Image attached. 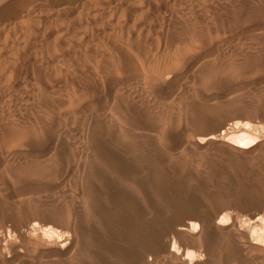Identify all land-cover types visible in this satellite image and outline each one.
Segmentation results:
<instances>
[{"label":"rangeland","instance_id":"374dc122","mask_svg":"<svg viewBox=\"0 0 264 264\" xmlns=\"http://www.w3.org/2000/svg\"><path fill=\"white\" fill-rule=\"evenodd\" d=\"M20 1L29 2L28 7L40 2L42 15L49 19H12L0 38V78H8L7 85L19 83L12 98L0 102V264H38L48 256L61 259L52 264H134L147 249L156 255L151 256L156 264H169L175 258L165 253L166 238L173 239L178 251L196 253L207 264H222L232 252L240 264H255L252 258L257 256L264 260L259 247L249 248L239 234L222 235L214 227L225 215L233 216L230 222L238 218L246 223L264 217V0H86L83 6H67L59 17L50 16L53 0H0V10ZM126 85L132 91L119 90ZM169 86L176 101L162 98ZM154 98L158 100L153 103ZM82 101L87 102L83 109L92 108L97 115L81 129L68 119L82 109ZM243 125L246 133L237 131ZM243 133L250 136L242 140ZM238 141L256 147L247 160L237 157L229 143ZM141 177L145 188L139 186ZM168 186L183 189L173 193ZM144 214L153 220L141 218V224ZM130 216L133 228L125 222ZM194 220L199 232L208 235L178 237L177 229ZM260 227L253 234L264 243ZM244 245L251 250L244 252ZM59 247L65 251L59 253ZM176 261L170 264H180Z\"/></svg>","mask_w":264,"mask_h":264},{"label":"bare ground","instance_id":"6f19581e","mask_svg":"<svg viewBox=\"0 0 264 264\" xmlns=\"http://www.w3.org/2000/svg\"><path fill=\"white\" fill-rule=\"evenodd\" d=\"M7 2V1H6ZM34 1H32V3H33ZM85 2H86V0H53V1H51L50 3H51V11H50V13L52 14V15H50L51 17H59L61 14H62V10L63 9H66V7L67 6H69V5H71V4H74V5H79L80 6V4H81V6H83V5H85ZM28 4H29V2H27V1H20V2H18V3H16V4H13V5H11L9 8L8 7H6V8H4V9H1L0 10V38H1V36L3 35V31L5 30V28H7L8 27V25L10 24V23H12V19L13 20H15V19H17V18H26V17H29V16H33V18H35L36 20H38L39 22H46L49 18V15L48 14H46V15H48V17H46L44 14L42 15V13H41V11H42V5H40V2H34L32 5H30V7H28ZM88 6V5H87ZM61 7V8H60ZM78 7V6H77ZM117 7V6H116ZM116 7H114V8H116ZM71 8V7H70ZM98 8V7H97ZM109 8H111L112 9V7H109ZM114 8H113V10H114ZM192 9V8H191ZM104 10V9H103ZM108 11H111V10H108ZM127 11V10H126ZM70 12H71V10H70ZM101 14V13H100ZM105 14V13H104ZM104 14H101V16L102 15H104ZM119 14V13H118ZM117 14V15H118ZM264 14V13H263ZM138 15V14H137ZM142 15V14H141ZM182 15V14H181ZM32 18V17H31ZM73 21V20H72ZM78 22V21H77ZM51 23V22H50ZM116 23V22H115ZM119 23V22H118ZM40 24V23H39ZM70 24V23H69ZM73 24V23H72ZM96 24V23H95ZM67 25V24H66ZM10 26V25H9ZM43 26V25H42ZM73 26V25H72ZM66 27V26H65ZM100 27V26H99ZM111 27V26H110ZM115 27H116V25H115ZM37 28V27H36ZM60 29H61V26H60ZM99 30V29H98ZM108 30V29H107ZM197 30V29H196ZM37 31V30H36ZM69 31V30H68ZM189 33V32H188ZM198 33V32H197ZM262 33V34H261ZM261 35L263 36L264 35V32L263 31H261ZM8 34V33H7ZM87 34V33H86ZM95 34V33H94ZM191 34V33H190ZM259 34V35H260ZM200 35V34H199ZM27 36V35H26ZM186 36V35H185ZM8 37V36H7ZM10 38V37H9ZM88 38V37H87ZM43 40V39H42ZM0 47H1V45H0ZM6 47V46H5ZM264 48V47H263ZM197 50V49H196ZM23 52V51H22ZM33 53V52H32ZM184 55V54H183ZM239 55V54H238ZM185 56V55H184ZM231 57V56H230ZM191 58V57H190ZM232 59H233V57H231ZM129 59V58H128ZM133 60V59H132ZM172 61V60H171ZM222 61V60H221ZM43 63V62H42ZM169 63V62H168ZM167 65V64H166ZM122 66V65H121ZM176 66V65H175ZM31 67V66H30ZM216 67H217V65H216ZM219 67V66H218ZM140 68V67H139ZM238 69V68H237ZM27 70V69H26ZM29 70V69H28ZM146 70V69H145ZM165 70V69H164ZM172 70V69H171ZM215 70V69H214ZM34 71V70H33ZM32 71V72H33ZM44 71V70H43ZM227 71V70H226ZM45 72V71H44ZM142 72V71H141ZM4 73H6V72H4ZM7 73H8V70H7ZM14 73V72H13ZM13 73H11L12 75H13ZM17 73H19V72H17ZM140 73V72H139ZM207 73V72H206ZM10 74V76H12ZM15 74V73H14ZM1 75V74H0ZM29 75V74H28ZM33 75V74H32ZM148 75V74H147ZM3 76H5V75H3ZM2 76V77H3ZM21 76V75H20ZM104 76V75H103ZM1 77V76H0ZM13 77V76H12ZM135 77V76H134ZM184 77V76H183ZM214 77V76H213ZM1 79V78H0ZM3 79V78H2ZM1 79V83H3V84H5V85H0V89H2L1 87H5L6 89L4 90H2L1 92H0V102H2V104H4L3 103V101L4 102H7L8 101V98H10L11 96H13L14 94H12L13 92H14V88H16V87H18V84L19 83H17V85L16 84H14V85H12V84H9L8 83V85L6 84L7 82H8V78H6L7 79V82H4L5 81V79H3L2 80ZM88 79V78H87ZM223 79V78H222ZM11 80V79H10ZM50 80H52V79H50ZM141 80V79H140ZM186 83H189V81L191 80V78H189V77H187L186 79ZM12 81V80H11ZM14 81V80H13ZM144 81V80H143ZM107 82V81H106ZM134 82V81H133ZM137 82V81H136ZM0 83V84H1ZM132 83V82H131ZM145 83V82H144ZM146 83H147V81H146ZM146 83L144 84V85H146ZM215 83V82H214ZM104 84V83H103ZM142 84H143V82H142ZM164 84V83H163ZM12 85V86H11ZM117 85V84H116ZM161 85V84H160ZM143 86V85H142ZM147 86V85H146ZM162 86V85H161ZM165 86H167V85H165ZM164 86V87H165ZM144 87V86H143ZM142 87V88H143ZM160 87V86H159ZM163 87V88H164ZM168 87V86H167ZM187 87V86H186ZM28 88V87H27ZM130 86H128V85H126V86H121V87H119V90L120 91H124V92H126V91H129V90H131L132 91V89L133 88H131ZM139 88H140V84H139ZM146 88V87H145ZM155 88V87H154ZM153 88V89H154ZM161 88V87H160ZM162 88V89H163ZM172 88V87H171ZM152 89V88H151ZM150 89V90H151ZM187 89V88H186ZM185 89V90H186ZM89 91V90H88ZM143 91H144V89H143ZM146 91V90H145ZM144 91V92H145ZM158 92V91H157ZM172 92L173 91H171V89H170V86H169V89H167V90H163L162 91V93H161V95H162V98H170V99H175L174 97H176V95L173 97V95H172ZM118 93V92H117ZM154 93V92H153ZM18 94V93H17ZM16 94V95H17ZM130 94V93H129ZM158 94H160V93H158ZM15 95V96H16ZM125 95V94H124ZM151 95H152V92H151ZM156 94H154V96H155ZM178 95V94H177ZM115 96V95H114ZM134 96V95H133ZM138 96V95H137ZM235 96V95H234ZM105 97V96H104ZM120 97H121V95H120ZM119 97V98H120ZM184 97V96H183ZM192 97V96H191ZM217 97V96H216ZM220 97V96H219ZM12 98V97H11ZM14 98V97H13ZM41 98V97H40ZM93 98V97H92ZM98 98V97H97ZM101 97L99 96V100H102V99H100ZM115 98V97H114ZM155 98H156V96H155ZM154 98V101H153V103L155 102V100H158V99H155ZM161 97H160V99H162ZM177 98V97H176ZM215 98V97H214ZM230 98V97H229ZM126 99H130V98H126ZM148 99V98H147ZM146 99V100H147ZM14 100V99H13ZM71 100V99H70ZM98 100V101H99ZM106 100V99H105ZM112 100V99H111ZM139 100H141V99H139ZM215 100H216V98H215ZM81 101V100H80ZM92 101V100H91ZM103 101V100H102ZM106 101H108V99L106 100ZM152 101V100H151ZM150 101V102H151ZM160 101V100H159ZM163 101V100H162ZM170 101V100H169ZM168 100H167V102H169ZM174 101H176V100H174ZM173 101V102H174ZM83 103H82V109H79V110H77V111H73L72 113H71V115L69 116V119L68 120H71V122H73L74 123V125H77V128L79 127V128H81L82 129V126L84 125V124H86V123H90L93 119H95V117H96V113H95V111H93V109L91 110V109H83L84 107H86V105H87V102H84V101H82ZM97 102V101H96ZM127 102V101H126ZM157 102V101H156ZM164 102V101H163ZM162 102V103H163ZM211 102V101H210ZM230 102V101H229ZM91 103V102H90ZM89 103V104H90ZM114 103V102H113ZM159 103V102H158ZM160 103H161V101H160ZM161 103V104H162ZM165 103V102H164ZM217 103V102H216ZM101 104V103H100ZM104 104V103H103ZM138 104V103H137ZM151 104V103H150ZM175 104V103H174ZM200 104V103H199ZM223 104V103H222ZM97 105L98 104H95V106H96V108H97ZM120 105V104H119ZM148 105V104H147ZM48 106V105H47ZM81 106V105H80ZM107 106V105H106ZM121 106V105H120ZM128 106V105H127ZM145 106H146V104H145ZM69 107V106H68ZM73 107V106H72ZM92 107V106H91ZM2 108H3V106H2ZM58 108V107H57ZM101 108V107H100ZM115 108H117V107H115ZM213 108V107H212ZM66 109V108H65ZM95 109V108H94ZM106 109V108H105ZM124 109V108H123ZM47 110V109H46ZM53 110V109H52ZM57 110V109H56ZM56 110H54V112L52 111V113H55V111ZM67 110V109H66ZM65 110V111H66ZM96 110H98V109H96ZM101 110V109H100ZM118 110V109H117ZM99 111V110H98ZM121 111V110H120ZM133 111V110H132ZM48 112V111H47ZM58 112V111H57ZM97 112V111H96ZM108 112V111H107ZM106 112V113H107ZM116 112V111H115ZM118 112V111H117ZM134 112V111H133ZM69 113V112H68ZM68 113L67 112H63L62 113V115L63 116H65V114L66 115H68ZM104 113V112H103ZM106 113H105V115H106ZM127 113V112H126ZM132 113V112H131ZM130 113V114H131ZM15 114V113H14ZM58 114V113H57ZM122 114V113H121ZM134 114V113H133ZM218 114H220L219 112H218ZM54 115H56V114H54ZM61 115V116H62ZM108 115V114H107ZM139 115V114H138ZM138 115H137V117H138ZM131 116V115H130ZM46 117V116H45ZM108 117H112V116H108ZM118 116H116V118H117ZM54 118V117H53ZM67 118V117H66ZM101 118H102V116H101ZM114 118V117H113ZM109 119V118H108ZM112 119V118H111ZM10 120V119H9ZM30 120V119H29ZM50 120V119H49ZM102 120V119H101ZM61 121V120H60ZM140 121V120H139ZM53 122V121H52ZM172 122V121H171ZM56 123V122H55ZM100 123V122H99ZM170 123V122H169ZM29 124V123H28ZM35 124V123H34ZM91 124V123H90ZM95 124V123H94ZM103 124V123H102ZM114 124H116V121H115V123ZM118 124V123H117ZM241 124V123H240ZM22 125V124H21ZM71 125H73L72 123H71ZM116 126V125H115ZM240 126V125H239ZM113 127V126H112ZM123 127V126H122ZM121 127V128H122ZM242 127H244V125L242 126ZM242 127H239V129L237 130V131H245V127L244 128H242ZM60 128V127H59ZM4 129V128H3ZM46 129H48L47 127H46ZM18 130V129H17ZM53 130H55V129H53ZM77 130V129H76ZM79 130V129H78ZM126 130H128V129H126ZM5 131V130H4ZM31 131V130H30ZM38 131V130H37ZM48 131V130H47ZM124 131H125V129H124ZM32 132V131H31ZM56 132V131H55ZM58 132H59V130H58ZM83 132V131H82ZM123 132V131H122ZM249 132V131H248ZM37 133H39V132H37ZM52 133V132H51ZM132 133V132H131ZM136 133V132H135ZM235 133V132H234ZM239 133V132H238ZM245 133H246V131H245ZM2 134V133H1ZM12 134V133H11ZM20 134V133H19ZM30 134V133H29ZM46 134V133H45ZM44 133H43V135H45ZM50 134V133H49ZM106 134H107V131H106ZM129 134V133H128ZM224 134V133H223ZM248 134V133H247ZM247 134H242V136H243V138H242V140H245V139H247L248 138V136H250V135H247ZM17 136H18V134H16ZM15 135V136H16ZM23 135V134H22ZM54 135V134H53ZM132 135V134H131ZM21 136V135H20ZM35 136H36V133H35ZM40 136V135H39ZM41 136H42V134H41ZM45 136H47V135H45ZM238 136H241L240 134L238 135ZM12 137V136H11ZM31 137H32V135H31ZM38 137V136H37ZM13 138V137H12ZM39 138V137H38ZM52 138V137H51ZM130 138V137H129ZM213 138H215V137H213V136H208V139L209 140H213ZM241 138V137H240ZM81 139V138H80ZM103 139V138H102ZM134 139V138H133ZM237 139H238V137H237ZM10 140V139H9ZM49 140V139H48ZM122 140V139H121ZM199 140V139H198ZM205 139H200L197 143L198 144H200V145H202L204 142ZM239 140V139H238ZM124 141V140H123ZM44 142V141H43ZM68 142V141H67ZM76 142H77V140H76ZM136 142V141H135ZM239 142V144H236V143H233V142H229V143H231L234 147H236V149H237V151H238V153H239V155L240 156H237V157H240L242 160L243 159H245V160H247L248 158H250V157H248L249 155H250V153H251V151L252 150H254L256 147H252L251 145V147L250 146H246V145H243V141H238ZM31 143V142H30ZM33 144H34V142H32ZM66 143V142H65ZM117 143V142H116ZM133 143V142H132ZM206 143V142H205ZM22 144V143H21ZM20 144V145H21ZM81 144V143H80ZM27 145V144H26ZM73 145V144H72ZM100 145V144H99ZM132 145V144H131ZM205 145V144H204ZM257 145V144H256ZM111 146H112V144H111ZM198 146V145H197ZM67 147V146H66ZM89 147V146H88ZM133 147V146H132ZM74 148V147H73ZM109 148V147H108ZM107 148V149H108ZM172 148V147H171ZM212 148V147H211ZM258 148V147H257ZM68 149V148H67ZM92 149V148H91ZM106 149V150H107ZM73 150V149H72ZM75 150V149H74ZM84 150V149H83ZM105 150V149H104ZM104 150H102L103 152H104ZM109 150V149H108ZM107 150V151H108ZM112 150V149H111ZM110 150V151H111ZM113 150H114V148H113ZM116 150V149H115ZM133 150V149H132ZM208 150V149H207ZM263 150V149H262ZM55 151V150H54ZM92 151V150H91ZM156 151V150H155ZM57 152V151H56ZM65 152V151H64ZM109 152V151H108ZM113 152V151H112ZM116 152V151H115ZM168 152V151H167ZM215 152V151H214ZM66 153V152H65ZM114 153V152H113ZM129 153V152H128ZM163 153V152H162ZM186 153V152H185ZM194 153V152H193ZM207 153V152H206ZM260 153V152H259ZM198 154H200V152L198 153ZM202 154V153H201ZM252 154V153H251ZM256 154H258V152L256 153ZM262 153H260V155H261ZM76 155H77V153H76ZM79 155H80V153H79ZM97 155H99V153H97ZM104 155H106V153L104 152ZM107 155H108V153H107ZM123 155V154H122ZM215 155V154H214ZM73 156H74V153H73ZM101 156V155H100ZM109 156V155H108ZM198 156V155H197ZM104 157H106V156H104ZM229 157V156H228ZM66 158V157H65ZM73 158V157H72ZM116 158V159H115ZM113 157V158H111L112 160L113 159H115V161L117 160V161H119L118 160V158L119 159H121L120 157ZM1 159V158H0ZM46 159V158H45ZM102 159H103V157H102ZM101 159V160H102ZM106 159V158H105ZM227 159V158H226ZM100 160V159H99ZM107 161H109L108 160V158L106 159ZM18 161V160H17ZM58 161V160H57ZM102 161H104V159L102 160ZM116 161V162H117ZM244 161V160H243ZM34 162H36V161H34ZM42 162V161H41ZM109 162H111V163H113L112 161H109ZM121 162H122V159H121ZM59 163H61V161L59 162ZM99 163V162H98ZM115 163V162H114ZM134 163V162H133ZM33 164H36V163H33ZM104 164V163H103ZM122 166H120L121 168L123 167V164H125L124 162H123V164L122 163H120ZM138 164V163H137ZM32 165V164H31ZM81 165V164H80ZM95 165V164H94ZM112 165H114V164H112ZM181 165V164H180ZM226 165V164H225ZM129 166V165H128ZM126 167V169L127 170H129V167ZM54 167V166H53ZM125 167V166H124ZM10 168V167H9ZM102 168V167H101ZM119 168V167H118ZM117 168V169H118ZM121 168L120 169H118L119 171L121 170ZM141 168V167H140ZM205 168V167H204ZM55 169V168H54ZM90 169V168H89ZM112 169V168H111ZM117 169H115V173H116V171H117ZM123 169V168H122ZM135 169H137L136 171H140V170H138V168L136 167ZM179 169V168H178ZM71 170V169H70ZM91 170V169H90ZM162 170H163V168H162ZM57 171V170H56ZM92 171V170H91ZM100 171V170H99ZM119 171H117V174L118 173H120ZM37 172V171H36ZM93 172V171H92ZM97 172V171H96ZM130 172V171H129ZM141 172H142V170H141ZM97 173H99V172H97ZM121 173H125L124 172V170L122 171L121 170ZM131 173V172H130ZM129 173V174H130ZM93 174V173H92ZM102 174V173H101ZM100 174V175H101ZM103 174H104V172H103ZM103 174H102V176H103ZM111 174V173H110ZM215 174V173H214ZM40 175V174H39ZM116 175V174H115ZM124 175H126V173L124 174ZM155 175V174H154ZM158 175V174H157ZM197 175H199V174H197ZM93 176H94V174H93ZM99 176V175H98ZM112 176V175H111ZM114 176V175H113ZM118 176H119V174H118ZM123 176V175H122ZM127 176V175H126ZM125 176V177H126ZM130 176V175H129ZM140 176V175H139ZM196 176V175H195ZM224 176V175H223ZM252 176V175H251ZM89 177V176H88ZM95 177V176H94ZM104 177H105V175H104ZM115 177V176H114ZM118 178V177H117ZM142 178V177H141ZM105 179H107L106 177H105ZM113 179V178H112ZM111 179V180H112ZM120 179V178H119ZM134 179H136V178H134ZM143 179V180H142ZM141 180H140V182L138 181V183H139V186H140V184H141V181H143L144 183H145V179H144V177L142 178ZM221 179V178H220ZM137 180V179H136ZM222 180V179H221ZM119 181V180H118ZM227 181V180H226ZM105 182V181H104ZM156 182V181H155ZM159 182V181H158ZM207 182V181H206ZM205 182V183H206ZM110 183H113V181H110ZM190 183V182H189ZM101 184V183H100ZM105 184H106V182H105ZM108 184V183H107ZM115 184V183H114ZM120 184V183H119ZM254 184V183H253ZM101 185H103L104 186V184L102 183ZM116 185L118 186V184L116 183ZM175 185V184H174ZM173 185V186H174ZM227 185V184H226ZM91 187L93 186V183L90 185ZM117 186H116V188H117ZM136 186V185H135ZM145 186V185H144ZM143 186V183H142V186H140V188L141 187H144ZM156 186V185H155ZM158 186V185H157ZM156 186V188H159V187H157ZM164 186V185H163ZM173 186L171 187V186H168L169 188H170V190L173 188ZM176 186V185H175ZM237 186V185H236ZM97 186H93L92 187V189L93 190H95V188H96ZM112 187H114V185L113 186H111V189L110 188H107V189H110V195H111V193H113L115 190H113L114 188H112ZM90 188V187H89ZM145 188V187H144ZM182 188V187H181ZM181 188H178V189H176L175 190V188H174V190L172 191L173 193H174V191H177V190H179V189H181ZM104 189H106V188H104ZM126 189V188H125ZM143 189V188H142ZM183 189V188H182ZM181 189V190H182ZM196 189V188H195ZM160 190V189H159ZM180 190V191H181ZM249 190V189H248ZM96 191V190H95ZM142 191V190H141ZM186 191V190H185ZM239 191V190H238ZM109 192V191H108ZM108 192H106V194L108 193ZM123 192V191H122ZM125 192H127V189L125 190ZM134 192V191H133ZM139 192V191H138ZM141 193V192H140ZM172 193V194H173ZM176 193V192H175ZM183 193V192H182ZM197 193V192H196ZM59 194V193H58ZM115 194V193H114ZM114 194H113V196H114ZM123 194H124V192H123ZM122 194V195H123ZM133 194V193H132ZM167 194H168V190H167ZM166 194V195H167ZM172 194H170V196L172 195ZM181 194V193H180ZM180 194H178V197L180 196ZM216 194V193H215ZM64 195V194H63ZM118 195V194H117ZM126 195V194H125ZM125 195L123 196V197H125ZM128 195V194H127ZM138 195V194H137ZM145 195H147V194H145ZM163 195V194H162ZM165 195V194H164ZM192 195V194H191ZM55 196V195H54ZM112 196V195H111ZM182 196H183V199H184V196L185 195H181V198H182ZM245 196V195H244ZM56 197V196H55ZM122 197V196H121ZM127 197V196H126ZM147 197V196H146ZM177 197V196H176ZM187 197V196H186ZM233 197H236V196H233ZM71 198V197H70ZM91 198V197H90ZM136 198V197H135ZM169 199H170V197H168ZM171 198H173L174 199V197H171ZM42 199V198H41ZM115 200H116V198H114ZM130 199V198H129ZM156 199V198H155ZM179 199V198H178ZM177 199V200H178ZM186 199V198H185ZM91 200V199H90ZM134 201L133 200V197H132V199H130L129 200V203H132V202H130V201ZM165 200V199H164ZM172 200V199H171ZM177 200H176V198H175V201L177 202ZM181 200V199H180ZM114 201V200H113ZM121 201H122V199H121ZM138 201V200H137ZM167 201L168 202H170L168 199H167ZM116 202V201H115ZM114 202V203H115ZM140 202V201H139ZM173 202H174V200H173ZM180 202V201H179ZM114 203H111V204H113L114 205ZM120 203V205H121V202H119ZM128 203V202H127ZM135 203V202H134ZM167 203V202H166ZM59 204V203H58ZM111 204H109V205H111ZM115 204H118V202L117 203H115ZM123 204V203H122ZM142 204V203H141ZM141 204H140V206H136V208H138V207H141ZM170 204V203H169ZM171 204H173V208H174V203H172V201H171ZM181 204H183V203H181ZM102 205V204H101ZM106 205H107V203H106ZM107 206V207H105V211H106V209H109V207H111V206ZM136 205V204H135ZM145 205V204H144ZM116 206V205H115ZM132 206H134V204H132ZM172 206V205H171ZM113 207V206H112ZM116 207H118V206H116ZM121 207V206H120ZM168 207H169V205H168ZM178 206H176L175 208H174V210H177L176 208H177ZM135 208V209H136ZM122 209H123V207H122ZM135 209H133L132 208V211H135ZM164 209V208H163ZM169 209V208H168ZM114 210V209H113ZM115 210H116V208H115ZM118 210V209H117ZM137 210V209H136ZM139 210V209H138ZM171 210V209H170ZM103 211H104V209H103ZM104 211V212H105ZM131 211V210H130ZM145 211V209L142 211V212H144ZM157 211H159V210H157ZM104 212H102V213H104ZM111 212V211H110ZM128 212V211H127ZM133 213V212H132ZM140 213V212H139ZM150 213V212H149ZM153 213V212H152ZM167 213V212H166ZM99 214V213H98ZM101 214V213H100ZM89 215V214H88ZM95 215V214H94ZM116 215H118V214H116ZM116 215H115V217H116ZM160 215H161V213H160ZM262 215V214H261ZM107 216H108V214H107ZM110 216V215H109ZM122 216V215H121ZM143 216V215H142ZM155 216V215H154ZM230 216V217H229ZM229 216H227V215H225L224 217H221L220 219H216V221H215V225H214V227H215V230H216V232H218V233H220V234H239V236H240V238L241 237H243L244 239H245V242L248 244V246L247 247H251V248H257V247H259L260 248V250H263L262 251V253H263V255H264V243L263 242H261V241H259L257 238H256V234H255V236H254V234L253 233H255L254 232V230L258 227L259 228V226H261V227H263L264 226V217L263 216H260V215H258V217H254L253 219L251 218H248L249 220H248V223H246V221H237L238 220V218H236L237 220H232V222H230V218H232L231 217V215H229ZM257 216V215H256ZM149 218V216L147 215V216H145V214H144V216L143 217H140V220H139V222L140 221H142L141 222V224L143 223V220L141 219V218H143L144 220H145V218ZM107 218V217H106ZM112 220H113V217H110ZM117 218H119V217H117ZM117 218H115L116 220H114V221H116V222H118V220H117ZM124 218V217H123ZM123 218H120V220L121 219H123ZM147 218V220H148V222H149V219H151V218H149L148 219ZM157 218V217H156ZM192 218V217H191ZM197 218V217H196ZM201 218V217H200ZM81 219V218H80ZM133 218H131V216H130V218H126V220H125V222H126V224H133V220H132ZM134 219H136L135 217H134ZM138 219H139V217H138ZM163 218H161V220H162ZM169 219H170V217H169ZM173 219V218H172ZM195 219V218H194ZM198 219V218H197ZM104 220H105V218H104ZM107 221H109L108 220V218L106 219ZM137 220V219H136ZM153 219H151L150 221H152ZM154 220H155V218H154ZM161 220H157L156 222H158V221H161ZM164 220H165V218H164ZM167 220V219H166ZM196 220V219H195ZM189 221V223L187 222L186 224H184V225H182L181 227H179L178 229H177V236L179 237V235H183L184 236V234H179V233H186V234H189L190 236H196V235H201L202 233H203V231H202V233L201 232H199V230H198V223L196 222V221ZM199 220V219H198ZM50 221V220H49ZM138 221V220H137ZM113 222V221H112ZM124 221H123V223H125ZM138 222V223H139ZM155 222V221H154ZM161 222H163V220L161 221ZM56 223V222H55ZM160 223V222H159ZM238 223V224H237ZM84 224V223H83ZM107 224V223H106ZM106 224H103V226L104 225H106ZM110 224V223H109ZM112 224V223H111ZM115 224V223H114ZM128 224V225H129ZM136 224V223H135ZM140 223H139V225L138 226H140L141 225ZM158 224V223H157ZM156 224V225H157ZM119 225V224H118ZM127 225V226H128ZM137 225V224H136ZM150 225V224H149ZM263 225V226H262ZM121 226H125V225H122V222H121ZM137 226V227H138ZM142 226V225H141ZM148 226V225H147ZM158 226V225H157ZM157 226H154V228H156ZM82 227V226H81ZM105 227H107V226H105ZM117 227V226H116ZM119 228H118V230L121 228L120 227V225L118 226ZM126 227V226H125ZM130 227H134V224H133V226H130ZM136 227V226H135ZM145 227V226H144ZM153 227V226H152ZM213 227V226H212ZM260 227V228H261ZM48 231H49V229L48 228H50L49 226L48 227H45ZM128 228H129V226H128ZM142 228V227H141ZM148 228H149V226H148ZM151 228V227H150ZM150 228H149V230H150ZM154 228H152V230L154 229ZM252 228V229H251ZM40 229V228H39ZM38 229V230H39ZM42 229V228H41ZM40 229V230H41ZM105 229V228H104ZM114 229V228H113ZM207 229H208V227H207ZM210 229H211V227H210ZM250 229H251V231H250ZM263 229V228H262ZM46 230V231H47ZM50 230H51V228H50ZM88 230V229H87ZM103 230V229H102ZM116 230H117V228H115V230H113V233L115 234L116 233ZM264 230V229H263ZM262 230V231H263ZM30 231V230H29ZM85 231V230H84ZM91 231H92V229H91ZM100 231V230H99ZM99 231H96L95 232V234L97 233V232H99ZM111 231V230H110ZM115 231V232H114ZM130 231V230H129ZM139 231V230H138ZM212 231V230H211ZM260 232H261V229L259 230ZM259 231H258V233H259ZM31 232V231H30ZM34 232V231H33ZM38 232V231H37ZM77 232V231H76ZM124 232V233H123ZM122 232V234H120V236L121 235H123V234H125V231H123ZM128 232V231H127ZM140 232V231H139ZM143 232V231H142ZM141 232V233H142ZM150 232V231H149ZM257 232V231H256ZM146 233H147V231H146ZM152 232H150V234H151ZM154 233H158L157 231L155 232V229H154ZM204 233H206V231L204 232ZM203 233V234H204ZM35 234V233H34ZM50 234V233H49ZM83 234V233H82ZM91 234V233H90ZM101 234H103V233H101ZM126 234H128V233H126ZM139 234V233H138ZM137 234V235H138ZM145 234V233H144ZM149 234V233H148ZM153 234V233H152ZM151 234V236L152 237H150V236H148V237H150V239L151 238H153L154 236ZM169 234V233H168ZM179 234V235H178ZM185 234V235H186ZM261 234V233H260ZM28 235V234H27ZM30 235V234H29ZM45 235V234H44ZM47 235V234H46ZM99 235V234H98ZM105 235V234H104ZM116 235H119V234H116ZM136 235V234H135ZM140 235V234H139ZM146 235V234H145ZM208 235V233H206L205 234V236H207ZM259 235V234H258ZM262 235V234H261ZM260 235V236H261ZM24 236H26V234H24ZM36 236V235H35ZM129 236V235H128ZM142 236V235H141ZM140 236V238L142 239H144V238H147V236L146 237H141ZM160 236V238H161V235H159ZM158 236V237H159ZM176 236V237H177ZM213 236V235H212ZM219 236V235H218ZM229 236V235H228ZM26 237H28V239H29V236H26ZM25 237V238H26ZM31 238L33 237V236H30ZM99 236H95V239L96 240H98L99 238H98ZM126 237V236H125ZM139 237V236H138ZM165 237V236H164ZM202 238H204L203 236H201ZM235 237H237V236H235ZM24 238V239H25ZM47 238V237H46ZM45 238V239H46ZM75 238V237H74ZM85 238V237H84ZM98 238V239H97ZM110 238V237H109ZM135 238V237H134ZM156 238V237H155ZM233 238V237H232ZM239 238V239H240ZM27 239V240H28ZM94 239V240H95ZM101 239V238H100ZM142 239V240H143ZM162 239H163V237H162ZM162 239H160V240H162ZM175 240L177 239V238H174ZM187 239V238H186ZM234 239V238H233ZM238 239V240H239ZM259 239H261V237H259ZM263 239V238H262ZM37 240V239H36ZM93 240V239H92ZM92 240H90V241H92ZM114 240V239H113ZM112 239H111V241H113ZM155 241H157L156 239H154ZM171 240V239H170ZM169 240V238L167 239H165V240H162L163 241V243L162 242H159L160 244L162 243L163 244V246L165 247V253H167L169 256H170V258H175L180 264H207L206 262H204V259L202 260L200 257H195L196 256V253H193L192 255H191V252H190V255L188 256V255H185V254H188V252L186 253V251H185V253H182V252H180V251H182V250H180L179 249V251L175 248V245L173 244V245H171V241L173 240H171L170 241ZM196 240V239H195ZM203 240H205V239H203ZM236 240V239H235ZM26 241V240H25ZM35 241V240H34ZM123 241V240H122ZM150 241H152V240H150ZM183 241H184V239H183ZM201 241V240H200ZM223 241V240H222ZM232 241H234V240H232ZM0 242H1V240H0ZM11 242V241H10ZM35 242H37V244H38V242L39 241H35ZM49 241H47V243H48ZM158 242H157V244H158ZM214 242V241H213ZM212 242V243H213ZM215 242H217V241H215ZM241 242H243V240H241ZM93 243H95V242H93ZM117 243V242H116ZM115 243V244H116ZM123 243H124V241H123ZM156 243V242H155ZM155 243H154V245H155ZM176 243H177V241H176ZM238 243V242H237ZM36 244V243H35ZM46 244V243H45ZM74 244V243H73ZM113 244V243H112ZM118 244V243H117ZM131 244V243H130ZM208 244V243H207ZM210 244V243H209ZM217 244V243H216ZM219 244V243H218ZM221 244V243H220ZM235 244V243H234ZM239 244V243H238ZM237 244V247L239 246ZM14 245V244H13ZM29 245V244H28ZM43 244H41V246H42ZM48 244H46V248L48 247L47 246ZM121 245V244H120ZM129 245V244H128ZM141 245V244H140ZM143 245V244H142ZM150 245V244H149ZM148 245V247H150ZM243 245V244H242ZM10 246H12V245H10ZM80 246V245H79ZM92 246V245H91ZM111 246V245H110ZM157 246V245H156ZM163 246H161L160 245V247H162V248H164ZM177 246V245H176ZM43 247V246H42ZM115 247H116V245H115ZM115 247H113V248H115ZM141 247V246H140ZM159 247V246H158ZM159 247V248H160ZM222 247V246H221ZM231 247H233V246H231ZM241 247V246H240ZM44 248V247H43ZM42 248V249H43ZM49 248V247H48ZM47 248V249H48ZM54 248H55V246H54ZM64 248L65 247H59V248H57V250L59 251V253H63L65 250H64ZM117 249H120V247H116ZM145 248V247H144ZM152 248H154V247H152ZM156 248L157 247H155V252H156ZM205 248V247H204ZM212 248H214V247H212ZM211 248V249H212ZM14 249V248H13ZM12 249V250H13ZM17 249V248H16ZM83 249V248H82ZM93 249V248H92ZM131 249V248H130ZM147 249V248H146ZM206 249H208V248H206ZM215 249V248H214ZM225 249H227V247H225ZM244 249H246V247H245V245H244ZM244 249H242V250H244ZM18 250V249H17ZM44 250V249H43ZM114 250V249H113ZM132 250V249H131ZM135 250V249H134ZM145 250V249H144ZM161 250V249H160ZM197 250V249H196ZM224 250V249H223ZM232 250L234 251L235 249H234V247L232 248ZM240 250H241V248H240ZM239 250V251H240ZM247 250H251V249H246V250H244V252L245 251H247ZM259 250V251H260ZM50 251V250H49ZM77 251V250H76ZM115 251H116V249H115ZM119 252H120V250H118ZM122 251V250H121ZM151 250H149L148 251V249L147 250H145V251H143V252H141L139 255H137V258H135L134 256V258H135V260H133L134 261V264H156V261L157 260H155V259H152V257L151 256H154L153 258H155V254L154 255H151V252H150ZM159 251V250H158ZM164 251V250H163ZM199 251H201L200 250V248H199ZM207 251V250H206ZM236 251V250H235ZM16 252V251H15ZM20 252H21V250H20ZM26 252H28V251H26ZM88 252V251H87ZM102 252V251H101ZM196 252V251H195ZM205 252V251H204ZM210 252V251H209ZM208 251H207V253H209ZM230 252H231V250H230ZM242 251H240V253H241ZM256 252H257V250H256ZM261 252V251H260ZM3 252H0V254H2ZM10 253V252H9ZM19 253V252H18ZM76 253V252H75ZM83 253V252H82ZM86 253V252H85ZM126 253H128V252H126ZM138 253H139V251H138ZM154 253V252H153ZM162 253V252H161ZM199 253V252H198ZM206 253V256L208 255ZM45 254V253H44ZM73 254V253H72ZM77 254V253H76ZM101 254V253H100ZM119 254L120 253H118L117 252V255L119 256ZM160 254V253H159ZM203 254V253H202ZM215 254V253H214ZM238 254V253H237ZM245 254V253H244ZM244 254H242V255H244ZM261 254V253H260ZM23 255V254H22ZM98 255V254H97ZM125 255H127V254H125ZM130 255V254H129ZM158 255V254H157ZM166 255V254H165ZM164 254H163V256H165ZM217 255V254H216ZM215 255V256H216ZM221 255V254H220ZM241 255V256H242ZM262 255V254H261ZM4 256V255H3ZM55 256V255H54ZM59 256V255H58ZM62 256H63V254H62ZM74 256V255H73ZM159 256V255H158ZM209 256V255H208ZM208 256H207V258H208ZM214 255H212L211 257H213ZM218 256V258H219V254L217 255ZM216 256V257H217ZM246 256V255H245ZM245 256H244V258H245ZM25 257V256H24ZM45 257V256H44ZM102 257V256H101ZM122 257H124V255H122ZM128 257V256H127ZM248 257V256H247ZM249 257H250V255H249ZM248 257V258H249ZM6 258V257H5ZM16 258V257H15ZM60 258H62V257H60ZM69 258V257H68ZM133 258V259H134ZM162 258V257H161ZM200 258V259H199ZM203 258H205V257H203ZM206 258V259H207ZM210 258V257H209ZM214 258L215 257H213V260H214ZM263 258V257H262ZM1 259V258H0ZM4 259V258H3ZM38 259V258H37ZM70 259V258H69ZM91 259V258H90ZM112 259V258H111ZM128 259H130V258H128ZM127 259V260H128ZM158 259V258H157ZM166 259V258H165ZM175 259L173 260V261H175ZM243 259V258H242ZM241 259V260H242ZM252 259H254V260H256V262H255V264H264V260L263 259H260V257H255V258H252ZM7 260V259H6ZM63 260V259H62ZM126 260V261H127ZM210 260V259H209ZM222 261H223V263L222 264H240V261H239V258L237 257V255L235 254V253H231V254H229L228 256H226L224 259L222 258L221 259ZM245 259H243L242 261H243V263L244 262H246V260L244 261ZM253 260V261H254ZM27 261V260H26ZM34 261H36V260H34ZM54 261H56V262H60L61 261V259H60V261H59V258L57 259L56 257H45V258H42V259H38L36 262L38 263V264H46V263H51L52 264V262H54ZM125 261V260H124ZM173 261H170V263L171 262H173ZM176 261V262H177ZM35 262V263H36ZM56 262H54V263H56ZM67 262V261H66ZM78 262V261H77ZM85 262V261H84ZM103 262V261H102ZM120 262V261H119ZM177 262V263H178ZM219 262V261H218ZM133 263V262H132ZM158 264H159V260H158V262H157ZM162 263H163V260H162ZM169 263V262H168ZM169 263V264H170ZM174 263V262H173ZM220 263V262H219ZM218 263V264H219ZM30 264V263H29ZM33 264H34V262H33ZM83 264V263H82ZM85 264V263H84ZM103 264V263H102ZM129 264H130V262H129ZM221 264V263H220ZM245 264V263H244Z\"/></svg>","mask_w":264,"mask_h":264}]
</instances>
